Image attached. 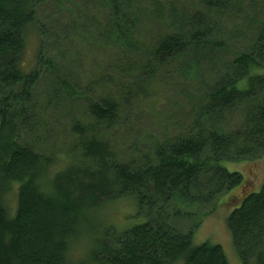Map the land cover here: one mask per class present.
Instances as JSON below:
<instances>
[{"label": "trees", "instance_id": "trees-1", "mask_svg": "<svg viewBox=\"0 0 264 264\" xmlns=\"http://www.w3.org/2000/svg\"><path fill=\"white\" fill-rule=\"evenodd\" d=\"M226 54L163 134L133 131L163 76L199 81ZM262 157L264 0H0V264H229L194 236L204 210L246 186L223 163ZM249 193L226 228L241 264H264V182ZM120 201L134 223L102 225Z\"/></svg>", "mask_w": 264, "mask_h": 264}, {"label": "rangeland", "instance_id": "rangeland-1", "mask_svg": "<svg viewBox=\"0 0 264 264\" xmlns=\"http://www.w3.org/2000/svg\"><path fill=\"white\" fill-rule=\"evenodd\" d=\"M55 7L51 5L46 6L42 9L41 17L51 16L52 14H56L54 10ZM48 23L49 19L46 18ZM59 21H62V25H65L69 21V18L64 16H59ZM58 31V27L56 28ZM33 33V32H32ZM34 34V33H33ZM54 35V33H51ZM234 41V40H233ZM57 45H53L51 49H54ZM37 50V40L36 38L31 35L27 49L25 53L24 63L26 62L30 66L34 64L35 55ZM70 54H74V50L67 49L66 55L67 58L64 61V64L69 67V69L77 68V66L73 63V56ZM86 52L81 50V57L80 59L83 62V65L89 70V61L85 60L84 57ZM229 62V57L226 55H221L217 59V67L214 72L206 71L201 80L197 81V77L188 78V76L178 77L173 73L170 76H163L160 81L157 83L160 86L161 92L158 93V104L156 107L151 108L150 105H145V110H143L142 114L135 120L133 123L134 128L133 131H140L145 130L149 133H157L159 136L163 134L165 128L162 127V123L167 124L169 121L170 116L173 113V104L179 102L183 104V109L188 111L189 107L187 103H189V94L187 92H191L193 89H197L199 91L202 90L204 86L212 80H214L217 76L224 73V66L226 63ZM174 75V76H173ZM193 75V74H192ZM171 76L173 78H171ZM195 76V75H194ZM198 82V83H197ZM202 84V85H201ZM50 82L45 78L43 83V88L47 89L50 92ZM187 93V94H185ZM194 93V92H192ZM157 111L156 112V120H152V115L150 114V110ZM142 111V110H141ZM55 117L58 119H63L64 124L67 125L70 118L66 116V113H59L55 111ZM241 122V118L237 115L234 119L233 126H236ZM156 125V126H155ZM55 128V126H54ZM138 139L134 137V135L127 136L128 139ZM225 169L230 173H239L242 177L244 182H246V186L242 189L234 188L231 191L224 193L220 197L217 198L215 206L209 207L207 210L201 209V212L209 211L211 208L213 210L212 214L204 219L201 220L200 225L197 228V232L194 236V242L196 244H201L205 242H209L210 244L219 245L225 256L229 262V264H241L240 260L238 259L234 247L232 244V240L230 234L226 228V219L231 211L236 208L237 204L242 200V198L250 193L258 192L264 182V157L260 159H256L254 161L244 160L240 162H224L223 163ZM252 191V192H251ZM234 193V194H233ZM249 193V194H250ZM241 203V202H240ZM239 203V204H240ZM14 204V197L13 194L9 196V205L13 206ZM238 204V205H239ZM236 206V207H235ZM108 206H105V209ZM234 207V208H233ZM108 209L110 213L108 214V218L106 217L105 213L100 214V223L104 225L106 222L110 221L111 225H115L117 227H127L134 223V214L135 209L131 205V203L126 201H120L115 203L112 206H109ZM183 221V220H182ZM185 222V221H183ZM183 222L180 223L181 229H186L185 224ZM188 227L191 226L189 222L187 224ZM188 229V228H187Z\"/></svg>", "mask_w": 264, "mask_h": 264}]
</instances>
